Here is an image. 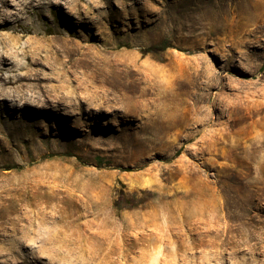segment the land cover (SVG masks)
<instances>
[{
  "label": "rangeland",
  "instance_id": "374dc122",
  "mask_svg": "<svg viewBox=\"0 0 264 264\" xmlns=\"http://www.w3.org/2000/svg\"><path fill=\"white\" fill-rule=\"evenodd\" d=\"M67 1L71 10L36 7L0 30V50L19 67L12 74L30 64L38 80L29 94L51 110L38 122L35 105L0 103V222L10 235L0 264L52 262L47 246L16 238L21 224L47 216L53 194L69 196L89 232L135 219L161 232L169 221L175 246L177 223L189 220L182 195L213 191L240 216L227 222L231 242L209 258L204 229L191 231L186 250L183 227L178 254L161 247L147 264H264V0ZM9 34L17 40L7 45ZM58 79L107 106L75 114L50 89Z\"/></svg>",
  "mask_w": 264,
  "mask_h": 264
},
{
  "label": "bare ground",
  "instance_id": "6f19581e",
  "mask_svg": "<svg viewBox=\"0 0 264 264\" xmlns=\"http://www.w3.org/2000/svg\"><path fill=\"white\" fill-rule=\"evenodd\" d=\"M36 7L40 9L55 8L57 10H61L63 7L72 9L67 0H0V30L12 29L13 23L19 19V14H24ZM1 40L7 44L11 40L17 39L9 34L7 37H2ZM7 49V47H3L0 50V103L5 108L8 105V98H11L9 100L16 101V104L35 105L37 115H34L33 118L38 122L48 121L51 113L50 108L43 105L45 102L43 99H39L32 93L29 94L35 86V81L38 80L35 72L32 74L34 69L30 64H27L23 67L25 69L24 74H12L19 67L6 56ZM3 72L9 74L4 75ZM56 81L58 84L52 85L51 91L58 100L65 101L64 106H71L70 102L73 101L72 110L75 114H83L84 105L90 108L96 105L95 110L102 111V107L108 104L106 100L101 101L103 98L101 94L95 91L89 92L81 84H73L65 79ZM78 89H82V91L79 92ZM48 95L50 94L48 93ZM122 99L129 100L127 97ZM141 109L143 110V108ZM146 109L144 103V110ZM130 110V107H125L122 116L128 115ZM15 127L13 125V130ZM5 132L4 129L0 128V137ZM220 194V191H213L190 192L182 195L178 207L187 210L185 215L189 220L183 219L177 223V245L175 246H172L173 240L168 238L166 232L172 230V223L169 221L162 224L161 232L160 230L153 232L146 229L145 219H135L130 223L119 224V229L117 227L111 230L105 228L108 231H99V229L95 232L93 229L89 232L90 230H87L89 227L86 228L87 224L85 219L83 220L84 215L76 210L75 204L73 205L72 200H69V196L67 197L64 193H56L50 196L47 202V216H41L40 213H37L30 222L20 225V235L16 238V242L37 241L40 243V247L47 246L51 252L50 261L52 262L50 264H56L60 260L63 264H147L148 257L146 254L153 251L154 255L155 253L159 255L161 247L162 250H172L176 254L175 247L177 246L178 254V250L182 247L178 239L182 234L189 240L188 247L184 246L185 249H193L195 238L191 231L201 228L204 229L202 236L208 235L212 240L213 245L209 249V252L211 253L212 250L213 253L209 256L211 258V256L217 255L218 248L231 242L230 238L225 236L228 230V220H238L240 217L238 214H231L225 205L219 204ZM235 197L237 198L238 195L236 194ZM164 201L163 205H170ZM192 218H194L193 222L190 221ZM222 224H226L225 227ZM4 226L0 222V242H4L5 238L10 236L5 233ZM135 227L142 228L144 231H141L138 236L130 238L126 230ZM183 227H186L187 232L181 234L179 230ZM94 228L96 229L95 226ZM209 258L207 257L208 260ZM154 264H159V260H155ZM201 264H207V262L203 261Z\"/></svg>",
  "mask_w": 264,
  "mask_h": 264
}]
</instances>
